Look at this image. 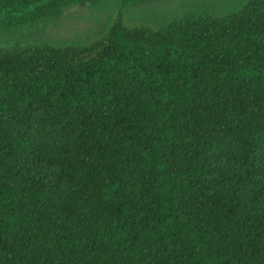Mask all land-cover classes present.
Here are the masks:
<instances>
[{"label":"trees","instance_id":"16d2710c","mask_svg":"<svg viewBox=\"0 0 264 264\" xmlns=\"http://www.w3.org/2000/svg\"><path fill=\"white\" fill-rule=\"evenodd\" d=\"M149 1L0 0L8 31L116 12L0 45V264H264V0L126 21Z\"/></svg>","mask_w":264,"mask_h":264},{"label":"rangeland","instance_id":"374dc122","mask_svg":"<svg viewBox=\"0 0 264 264\" xmlns=\"http://www.w3.org/2000/svg\"><path fill=\"white\" fill-rule=\"evenodd\" d=\"M204 1L214 3L213 8L220 12L237 4L235 0H153L131 8L126 21L131 25L154 23L161 14L171 16L193 11ZM112 7L100 10L89 5H73L65 8L62 16L43 20L36 26L0 29V45L87 43L105 33L116 13Z\"/></svg>","mask_w":264,"mask_h":264}]
</instances>
